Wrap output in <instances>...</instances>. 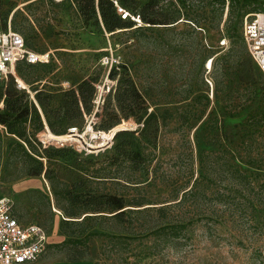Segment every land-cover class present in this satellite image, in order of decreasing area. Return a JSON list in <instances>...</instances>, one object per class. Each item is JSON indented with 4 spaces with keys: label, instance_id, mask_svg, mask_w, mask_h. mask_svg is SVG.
<instances>
[{
    "label": "rangeland",
    "instance_id": "374dc122",
    "mask_svg": "<svg viewBox=\"0 0 264 264\" xmlns=\"http://www.w3.org/2000/svg\"><path fill=\"white\" fill-rule=\"evenodd\" d=\"M135 1L142 7L148 0ZM257 1L264 10V0ZM211 3L159 0L147 13L166 25L136 24L135 16L128 19L132 28L108 33L99 19L85 20L71 0H0V31L11 29L33 50L53 55L51 67H22L15 72L18 82L9 83H20L32 101L34 89L57 95L85 80L96 89L93 111L80 128L61 137L46 128L36 135L41 149L62 151L41 159L47 175L24 176V164L8 162L12 137L1 127L0 199L13 203L20 223L41 226L49 235L33 264H264V96L253 97L235 72V59L230 71L220 62L232 47L231 30L242 38L253 6L231 15L226 0L213 19L218 6ZM177 19V25L168 24ZM113 69L118 77H131L145 96L154 115L145 128L122 116L105 127L118 115ZM252 74L260 75L255 67ZM215 77L227 85L217 97ZM120 131L135 133L115 140ZM190 189L185 202L175 205ZM55 193L60 205L76 213L69 220L85 218L67 227V236L60 231L65 214ZM69 194L97 200L68 206ZM119 212L120 221L113 217ZM177 223L186 225L180 236L163 230ZM68 239L83 244L64 245Z\"/></svg>",
    "mask_w": 264,
    "mask_h": 264
},
{
    "label": "trees",
    "instance_id": "16d2710c",
    "mask_svg": "<svg viewBox=\"0 0 264 264\" xmlns=\"http://www.w3.org/2000/svg\"><path fill=\"white\" fill-rule=\"evenodd\" d=\"M71 1L72 3L76 4L78 10L81 12L85 20H89L91 17H94L96 20L99 19L104 29L108 33H113L120 29L132 28L134 26L133 22L136 24L143 23L153 27L167 24L159 23L157 20L149 17L147 13L150 8L157 7L159 0H148L147 3L142 7H138L135 0ZM178 1L180 2V0ZM212 3L213 5L218 6L217 8H214V6L212 8L213 13H216L213 17V19H215L222 15L226 0H212ZM238 5H240V8L237 7ZM250 6H253L252 9H250L252 14L264 12L263 9H260V4L257 0H230L231 15H235V12H238V10L244 11V13L247 14V8ZM118 8L127 13L125 18H123L122 15L118 13ZM135 16L139 18V23L135 20L133 22L128 21V19L135 18ZM179 19L168 24L177 25ZM185 20L191 21V19ZM198 23V19L192 22L194 26ZM229 38L233 40L232 47H230L228 53L220 59V62H222V65H225L226 70L229 71L234 67L232 65L235 64V72L237 73L240 80L243 82L246 81L247 88H252L251 92L253 97L258 95L263 97L264 77L261 74H252L253 67L255 66L252 63L244 41L238 34L236 28L231 30ZM25 43L28 46L26 41ZM234 59L235 61L233 62L232 60ZM51 64L52 61L47 66L33 67L23 63H17L15 66V72L17 71L20 73L22 71V67L29 69L49 68L51 67ZM204 66H206L205 63ZM11 78L16 80L14 77L8 76L7 79L0 84V132L2 127L6 135L12 137L8 146L7 160L9 162L11 160L18 159L21 164H24L26 167V171L23 174L24 176L38 177L42 174L47 175L48 172L44 170V164L41 159L50 160L53 156H61L62 151L57 150L55 154L52 155L49 153V150L41 149V143L36 138V135L46 128L48 133L52 134V136L61 137L72 128H80L84 123L85 116H89L93 111L94 100L96 98V89L94 85L95 82L92 80H85L81 82L75 89L62 91L57 95L48 91L45 92L34 89L32 92L35 94V101H32L29 94H27L25 91H20L18 88H16L14 83L8 82ZM109 79H117V85L114 89L113 99L116 104L118 115L113 113L114 118L110 117V122L108 119L106 121L105 127L107 129L113 128L120 120L118 116H122L123 119L134 117L138 123L142 122L145 128L146 125H148L150 118L154 116L153 114L147 112V108L145 107V96L137 89L133 80L127 74H125L123 77H118L117 73L113 69L112 74L109 75ZM214 83L216 87L215 97H217L219 93H223L225 89H227V85L223 87L222 82L216 77L214 78ZM230 92L231 89L229 93L226 94V97H228ZM111 94L112 92L110 90L109 95L107 96L108 101L106 99L107 102L106 105H104L105 108L110 104ZM165 115H169V111L164 112V119ZM259 120H264V107L262 109V113L259 116ZM134 133L135 131H120L114 135V139L118 140L124 135H133ZM116 150L119 151V146H117ZM201 162L202 159H200V164ZM191 191L192 190L190 189L184 192L175 205H181L184 203L187 196L193 193ZM55 197L56 206L65 214V217L60 222V231L67 236L66 228L73 225H81L85 218L80 222L69 220L74 219L76 217V213H74L73 210L60 205V200L57 198L56 193ZM96 200L97 197L94 196L78 197L76 195L70 194L66 198L68 206H74L80 201H82L86 206H91L92 204H95ZM122 215L123 212H119L113 217L120 221ZM165 229H169L173 237H178L181 235V232L186 229V225L180 223L169 224L163 227V230ZM67 244H83V242L74 240L72 241V239H68L64 245ZM262 256L264 259V250L262 252Z\"/></svg>",
    "mask_w": 264,
    "mask_h": 264
},
{
    "label": "built area",
    "instance_id": "2783aa9c",
    "mask_svg": "<svg viewBox=\"0 0 264 264\" xmlns=\"http://www.w3.org/2000/svg\"><path fill=\"white\" fill-rule=\"evenodd\" d=\"M53 1L61 4L65 0ZM118 13L123 18L127 15L120 8ZM136 21L139 22L138 17ZM242 39L253 65L264 77V12L254 13L245 18ZM52 58L51 52L38 53L29 48L19 33L11 29L0 31V84L8 76L16 79L17 63L33 67L47 66ZM210 62L208 61L205 66L207 72L211 71L208 67ZM206 82L212 91V83L209 80ZM18 88H22L20 83ZM48 244L49 235L43 227L20 223L14 214L13 203L9 199H0V264H33L44 253Z\"/></svg>",
    "mask_w": 264,
    "mask_h": 264
},
{
    "label": "bare ground",
    "instance_id": "6f19581e",
    "mask_svg": "<svg viewBox=\"0 0 264 264\" xmlns=\"http://www.w3.org/2000/svg\"><path fill=\"white\" fill-rule=\"evenodd\" d=\"M139 23V22H138ZM211 66H212V62H210L209 64H208V67H210L211 68ZM113 132V131H112ZM50 136V135H49ZM53 138V137H52Z\"/></svg>",
    "mask_w": 264,
    "mask_h": 264
}]
</instances>
